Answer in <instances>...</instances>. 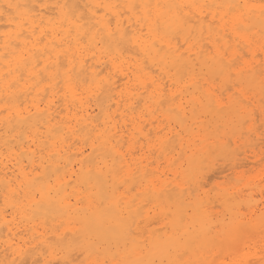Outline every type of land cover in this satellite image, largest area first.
I'll return each instance as SVG.
<instances>
[{"label":"bare ground","instance_id":"obj_1","mask_svg":"<svg viewBox=\"0 0 264 264\" xmlns=\"http://www.w3.org/2000/svg\"><path fill=\"white\" fill-rule=\"evenodd\" d=\"M135 103L166 123L149 146L170 182L144 180ZM254 113L264 127V0H0V264H264L258 177L223 187L220 215L191 195L229 139L264 145Z\"/></svg>","mask_w":264,"mask_h":264},{"label":"rangeland","instance_id":"obj_2","mask_svg":"<svg viewBox=\"0 0 264 264\" xmlns=\"http://www.w3.org/2000/svg\"><path fill=\"white\" fill-rule=\"evenodd\" d=\"M167 85V84H166ZM216 86V85H215ZM233 90L232 89H229V91H227L228 93H231ZM253 100H255V99H253ZM134 105H136V110H135V114H137V112L139 113V114H142V116L140 117V118H137V121H140V122H142L141 123V131L142 130H144V131H142V134H145V136H144V138H143V136L142 135H140V134H137V133H135L136 135H134L135 136V139H134V148H133V154H134V156H143L142 157V159H141V165H145L146 164V167L145 168H147V170H149L150 171V169L152 168L153 169V172L152 171H148V173H147V175H146V177H145V179L144 180H147V178L149 179L150 177H153V178H157V177H159L162 181H167V182H170V181H172V179H174L175 177H174V175L172 174V170H171V168L173 167V166H171V165H168L164 160L165 159H163V156H160V155H158L156 152H154V150H151L150 148V144H152L153 143V141H154V139L156 138V136H160V135H162V134H164L166 131H167V126H166V123H164V122H160V115L158 116L155 112L154 113H152V115L151 114H148L147 112H145V111H143V112H140V109H141V107L140 106H138V107H140V108H138L137 107V103H135ZM139 110V111H138ZM254 114H256V113H254ZM138 115V114H137ZM148 117V118H147ZM155 117V118H154ZM255 117H257V119L255 120V124H254V126H256L255 128H256V130L260 133H262V132H264V127L262 126V123H261V121L259 120V117H258V115L256 114L255 115ZM141 119H143V120H141ZM148 119V120H147ZM153 119V121H151ZM158 119H159V121H158ZM151 121V124H149V122ZM156 121H158V122H156ZM145 123H146V125H145ZM143 124H144V128H143ZM155 126V127H154ZM160 126V127H159ZM128 128L130 127V125H128L127 126ZM153 127V128H152ZM164 127V128H163ZM152 128V129H151ZM161 128V129H160ZM151 129V130H150ZM149 130V131H148ZM156 131V132H155ZM159 131V132H158ZM151 132V133H150ZM148 133V134H147ZM158 133V134H157ZM147 134V135H146ZM246 136V135H245ZM253 136V135H252ZM263 136V135H262ZM152 137V138H151ZM247 137H248V134H247ZM249 137H250V139H251V142L253 141L252 140V138L253 137H251L250 135H249ZM137 138H138V140H137ZM249 139V140H250ZM149 140V141H148ZM136 142V143H135ZM254 142V141H253ZM259 142V141H258ZM231 144V146H229ZM239 144V143H238ZM238 144H233L232 143V141H231V139H229L228 140V147H229V149H231L232 150V152H233V150H236L235 152H233L231 155H233L234 153H237V154H234V156H231L230 154H228V155H226V156H223V155H219V154H213L214 155V158H213V160L209 163H207L206 164V166L204 167V170H203V174H202V176L200 177V181H199V183L201 184V190H195V191H192V193H191V195L192 196H197L199 193V196H201V197H206L207 198V200L210 202L209 203V206H211V205H213V207H211L212 208V210H214V212H216L215 214L216 215H220L221 214V212H222V210H221V206L219 205V201H218V199H217V195L220 193V190L223 188V187H229V186H232V185H234V184H236L237 183V180H236V176L239 174V173H242V174H245V175H243V176H251V177H253V179H256L257 177V179L256 180H259V182L261 183V185L260 186H262V185H264V157L263 156H261V155H264V152H262V151H264V145H262L261 143H259L258 145H255L256 147L254 148V150L253 151H255V152H253V151H251V153H250V150L251 149H253V147L254 146H252V145H249V146H252V147H248L247 146V148H246V146L245 147H238L239 145ZM261 144V145H260ZM136 145V146H135ZM238 145V146H237ZM260 145V146H259ZM262 146V147H261ZM234 147H238V148H241V149H234ZM246 149V150H245ZM256 149V150H255ZM137 152H136V151ZM150 150V151H149ZM243 150V151H242ZM247 150L249 151V152H247ZM149 151V152H148ZM230 151V150H229ZM239 151H242V153H240ZM246 153H245V152ZM154 152V153H153ZM231 152V151H230ZM253 153H260V155L259 156H257V158H252V157H249L248 158V156H251V155H253ZM245 154V155H244ZM153 155V156H152ZM156 155H158L157 157H156ZM229 155L231 156V157H237V159H232V158H230L229 157ZM248 155V156H247ZM245 158V159H247V161H250V163H247L246 161H245V159L243 158V157ZM227 157H229L230 158V160H228V158ZM235 157V158H236ZM241 158V161L242 162H246L247 164H245V163H243V164H239L241 161H240V158ZM144 158V159H143ZM158 158V159H157ZM160 158V159H159ZM243 158V159H242ZM259 158V159H258ZM227 159V160H226ZM153 160V161H152ZM254 160H258V161H256V163H253V161ZM143 161V162H142ZM149 161V162H148ZM151 161H152V163H151ZM234 161L235 162H237L236 163V165H235V163H234ZM148 162V163H147ZM174 162V164L176 163H178V161L177 160H174L173 161ZM255 162V161H254ZM175 164V165H176ZM209 164V166H207ZM229 164V165H228ZM234 164V165H233ZM162 165V166H161ZM241 165V166H240ZM232 166V167H231ZM219 167V168H218ZM222 167V168H221ZM226 167V168H225ZM224 168V169H223ZM219 171H218V170ZM222 170V171H221ZM209 172V173H208ZM211 173H213V174H211ZM218 173V174H217ZM150 176H149V175ZM170 174V175H169ZM210 174V175H209ZM253 174H257L256 176L254 175L253 176ZM211 176H213V177H211ZM231 176V177H230ZM211 178V179H210ZM209 179V180H208ZM258 182V181H257ZM208 183V184H207ZM260 186L257 188V189H255V188H253L252 190H248V191H246V192H249V191H251L252 192V195H253V198H254V200H256L255 202H257L256 204H257V208H261V206H262V203L264 202V190L262 191V189L260 190ZM260 190V191H259ZM133 192H136V188H134V190H132ZM203 191V192H202ZM206 191V192H205ZM255 193H254V192ZM205 192V193H204ZM260 192H262V193H260ZM206 193H207V195H206ZM262 194V195H261ZM203 195V196H202ZM205 195V196H204ZM209 195V196H208ZM209 198V199H208ZM205 199V198H204ZM215 201V202H214ZM262 201V202H261ZM148 205V206H147ZM2 205H1V200H0V207H1ZM146 207V208H145ZM149 207V209H147ZM151 207V208H150ZM152 210V206L150 205V202L149 203H147L145 206H144V211H147V213H148V222L150 221L151 223H149V224H147L148 226H147V229H161V230H164V227H162L161 225H163V223H164V221L162 222V220H159V218L157 217V215L155 216V214H153V211H151ZM158 209H156V211H157ZM217 210L219 211V212H217ZM244 210V211H243ZM242 211L243 212H245L246 210L245 209H243ZM8 215H7V219L8 220H10L11 218H12V216L10 215V210L9 209H7V212H6ZM220 213V214H219ZM154 217V219H153V217ZM150 216V217H149ZM156 217V218H155ZM150 218H151V220H150ZM155 220V221H154ZM16 221H20V223L18 224L19 225V227L16 229L17 230V234H16V237H21L20 239H22V240H31V237H30V233L32 232V230L29 228V230L27 229V231H26V229L24 228L25 226H23V224H25V220H19V219H17ZM22 221V222H21ZM152 221H154V222H152ZM14 222H15V220H14ZM21 224V225H20ZM160 227V228H159ZM162 227V228H161ZM24 237V238H23ZM20 244H22V241L20 242ZM250 244V250L252 249V251H254V252H256V255L258 256V257H260V256H262L263 255V253H264V251H262L263 250V247H264V245H263V243H260V241H256V243L255 244H253V243H249ZM263 245V247H261V246ZM256 246V247H255ZM258 251H260L261 253V255H258ZM79 251H77V250H75V251H73L72 253L73 254H71V256H70V258L72 259V258H75V259H73L72 261H71V264H84V257H83V255L79 252ZM60 255H57V256H55V257H49V256H45V260H41V258L37 261V262H31V260H29L28 258H26V259H28L27 261H26V259L24 258L23 260H19V261H17V263L19 264H63L64 262H62V260L60 259V257H59ZM77 256V257H76ZM254 256H255V254H254ZM253 256V257H254ZM25 260V261H24ZM53 262V263H52ZM64 264H66V262L64 263ZM69 264V263H68Z\"/></svg>","mask_w":264,"mask_h":264}]
</instances>
